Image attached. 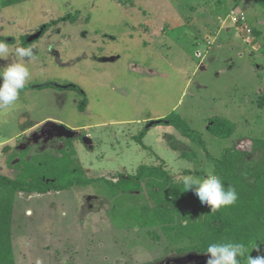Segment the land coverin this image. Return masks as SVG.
Masks as SVG:
<instances>
[{
  "label": "rangeland",
  "instance_id": "obj_1",
  "mask_svg": "<svg viewBox=\"0 0 264 264\" xmlns=\"http://www.w3.org/2000/svg\"><path fill=\"white\" fill-rule=\"evenodd\" d=\"M6 2L0 40L13 47L19 40L35 58L26 60L31 78L18 102L0 109V174L28 182L74 168L94 180L16 193L14 264H205L206 256L177 253L180 245L159 227H139L144 215L128 217L152 205L146 189L115 196L108 181L161 166L170 183L182 184L183 175L214 169L206 153L218 158L232 145L249 152L250 140H264V7L255 0ZM170 116L200 134L206 153L173 127L155 125ZM212 118L233 123V135L212 136ZM56 126L73 136L60 137ZM31 145L46 151L20 168L7 163Z\"/></svg>",
  "mask_w": 264,
  "mask_h": 264
},
{
  "label": "trees",
  "instance_id": "obj_2",
  "mask_svg": "<svg viewBox=\"0 0 264 264\" xmlns=\"http://www.w3.org/2000/svg\"><path fill=\"white\" fill-rule=\"evenodd\" d=\"M22 1L26 0H7L4 7ZM127 1L131 2V0ZM255 2L264 7V0H255ZM75 17H68V20L73 23ZM250 30L255 37L258 36L256 30ZM155 125L173 127L181 136L206 153V145L200 134L184 125L178 117L163 118ZM234 129L233 123L221 118L210 119L207 127V131L212 136L220 139L230 138ZM144 135L145 133H141L136 138L138 143L141 144ZM53 140L60 142L62 138L56 137ZM250 142L249 152L238 150L232 145L225 148L218 158H213L206 153V158L213 163L214 172L221 177L225 187L231 185L238 193L236 204L223 208L215 214H211L210 209L202 205L193 191H183V184L170 183L169 175L161 166H140L136 175L118 174L116 181L108 182L112 192H117L115 196H118L120 192L137 196L136 192L146 189L152 205L146 203L141 208L142 212L136 210L135 214H129L128 217L137 216V213L139 216L144 215L147 224L139 223V227H159L171 243L180 245L176 249L177 253L193 252L205 256L204 252L210 243L240 242L249 248L251 245H259V252L250 251L249 253L250 256L255 257L264 254V140L254 139ZM170 147L173 150L176 149L173 143ZM31 150L33 155L29 156ZM45 151H40L34 145L23 149L18 148L15 151L18 158L17 156L14 157L15 159L9 158L7 163L13 166L11 163L14 161L16 167L20 168L22 162L28 164L33 156L43 155ZM180 157L192 159V156L185 152ZM81 173V170L72 168L68 172L51 178L32 175L28 182L10 179L0 174V264H14L10 231L16 193L43 195L48 192H61L72 187L86 186L94 182V180L84 179ZM98 181L107 182V179L100 178ZM120 220H124V217ZM241 264H247L246 259H242Z\"/></svg>",
  "mask_w": 264,
  "mask_h": 264
},
{
  "label": "clouds",
  "instance_id": "obj_3",
  "mask_svg": "<svg viewBox=\"0 0 264 264\" xmlns=\"http://www.w3.org/2000/svg\"><path fill=\"white\" fill-rule=\"evenodd\" d=\"M13 54L15 60L12 59ZM34 58L33 49L23 46L19 40L15 47L7 40H0V61H8L0 66V109L11 108L18 102L21 91L31 78L26 60ZM182 184L183 191H193L211 214L231 207L238 200L235 187L229 185L226 188L221 177L211 167L203 178L192 174L183 175ZM250 251L259 252V245L249 248L240 242L210 243L204 252L207 257L205 264H241L242 259H246L247 264H264V254L252 257Z\"/></svg>",
  "mask_w": 264,
  "mask_h": 264
},
{
  "label": "water",
  "instance_id": "obj_4",
  "mask_svg": "<svg viewBox=\"0 0 264 264\" xmlns=\"http://www.w3.org/2000/svg\"><path fill=\"white\" fill-rule=\"evenodd\" d=\"M55 129L58 131L60 137L71 138L74 134L73 132H69L61 126H56ZM189 264H200V263H189Z\"/></svg>",
  "mask_w": 264,
  "mask_h": 264
},
{
  "label": "built area",
  "instance_id": "obj_5",
  "mask_svg": "<svg viewBox=\"0 0 264 264\" xmlns=\"http://www.w3.org/2000/svg\"><path fill=\"white\" fill-rule=\"evenodd\" d=\"M240 20L244 22L243 18H241ZM244 29H245L246 33H250L251 32V30H249V28H247L246 26H244Z\"/></svg>",
  "mask_w": 264,
  "mask_h": 264
},
{
  "label": "crops",
  "instance_id": "obj_6",
  "mask_svg": "<svg viewBox=\"0 0 264 264\" xmlns=\"http://www.w3.org/2000/svg\"><path fill=\"white\" fill-rule=\"evenodd\" d=\"M53 136V135H52Z\"/></svg>",
  "mask_w": 264,
  "mask_h": 264
},
{
  "label": "flooded vegetation",
  "instance_id": "obj_7",
  "mask_svg": "<svg viewBox=\"0 0 264 264\" xmlns=\"http://www.w3.org/2000/svg\"><path fill=\"white\" fill-rule=\"evenodd\" d=\"M29 38V37H28Z\"/></svg>",
  "mask_w": 264,
  "mask_h": 264
}]
</instances>
